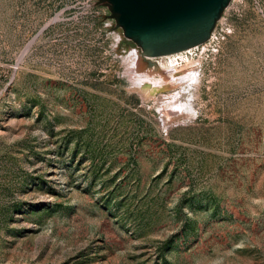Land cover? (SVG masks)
<instances>
[{"label": "rangeland", "instance_id": "obj_1", "mask_svg": "<svg viewBox=\"0 0 264 264\" xmlns=\"http://www.w3.org/2000/svg\"><path fill=\"white\" fill-rule=\"evenodd\" d=\"M129 42L103 0H0V264H264V0L187 83L144 93Z\"/></svg>", "mask_w": 264, "mask_h": 264}, {"label": "water", "instance_id": "obj_2", "mask_svg": "<svg viewBox=\"0 0 264 264\" xmlns=\"http://www.w3.org/2000/svg\"><path fill=\"white\" fill-rule=\"evenodd\" d=\"M115 26L143 56L156 57L198 46L230 0H103ZM150 64L151 61L148 60Z\"/></svg>", "mask_w": 264, "mask_h": 264}, {"label": "bare ground", "instance_id": "obj_3", "mask_svg": "<svg viewBox=\"0 0 264 264\" xmlns=\"http://www.w3.org/2000/svg\"><path fill=\"white\" fill-rule=\"evenodd\" d=\"M192 48H188L179 52L167 54V55H161L156 57H148L150 59H153L151 61L150 65H154L153 69L150 70H144L145 65L142 63V56L140 54V51L132 49L130 55H131V61L134 62V65L137 66V63L139 66L136 67V74L133 75V81L136 84L141 85L143 87L144 93L149 92H155L159 91L160 89H163L168 86V83H187L190 79L195 80L197 79V75L195 71L193 70V67L190 69V65L188 63H184L183 65H178L179 59H183L185 54L190 52ZM156 59L157 63L162 65L163 71L158 69L156 67ZM188 59V57H187ZM186 59V60H187ZM187 62V61H186ZM190 69V70H189ZM154 70H156V73L154 74ZM178 105V104H176ZM175 111V110H174ZM176 112L165 111L163 112V116L167 118H171L172 114H175Z\"/></svg>", "mask_w": 264, "mask_h": 264}]
</instances>
